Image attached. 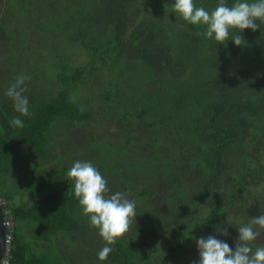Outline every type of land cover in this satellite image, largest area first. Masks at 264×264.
<instances>
[{
    "label": "trees",
    "instance_id": "16d2710c",
    "mask_svg": "<svg viewBox=\"0 0 264 264\" xmlns=\"http://www.w3.org/2000/svg\"><path fill=\"white\" fill-rule=\"evenodd\" d=\"M2 1L0 88L20 75L36 79L24 93L27 116L0 92V199L15 219L10 264H198L196 241L210 235L235 250L236 226L264 208V24L234 32L243 37L237 46L199 35L204 26L174 12L175 0H28L49 9L37 17L17 15L27 0ZM218 2L194 0L208 11ZM80 127L81 142L72 137ZM58 141L73 151L65 184L44 195L50 181L26 179L12 192L11 170L23 164L36 174ZM77 160L98 169L109 195L136 204L106 261L97 255L106 242L67 176ZM70 240L78 252L61 249Z\"/></svg>",
    "mask_w": 264,
    "mask_h": 264
},
{
    "label": "clouds",
    "instance_id": "9594fccd",
    "mask_svg": "<svg viewBox=\"0 0 264 264\" xmlns=\"http://www.w3.org/2000/svg\"><path fill=\"white\" fill-rule=\"evenodd\" d=\"M172 7L186 22L204 26L205 31L198 33L199 35H204L208 39L214 37L219 44H225L231 39L235 45L240 46L243 37L233 34L234 32L238 30L240 33L245 29L256 31L264 24V0H235L231 6L226 0H219L211 11L197 7L194 0H175ZM26 79L27 77L23 75L17 76L15 82L5 92L12 100L14 110L23 116L29 115V100L24 95L26 89L23 87ZM10 122L15 127H24L19 117L13 118ZM112 131L115 132L116 129L113 128ZM67 176L74 182V195L84 215L89 217L90 226L98 229L99 235L106 242L97 253L100 261H106L114 250L111 245L129 231L137 216L135 201L127 199L122 192L109 195L111 190L107 187L106 179L91 162L75 161ZM3 202L0 199L5 219ZM7 205L9 206L8 203ZM227 224L233 225L229 218ZM236 227L239 236L235 250L214 236L199 238L196 241L199 251L198 264H264V246L255 249L252 247V243L264 232V208L258 217L250 218L249 223ZM216 231L223 236L229 235L227 227H217Z\"/></svg>",
    "mask_w": 264,
    "mask_h": 264
},
{
    "label": "rangeland",
    "instance_id": "374dc122",
    "mask_svg": "<svg viewBox=\"0 0 264 264\" xmlns=\"http://www.w3.org/2000/svg\"><path fill=\"white\" fill-rule=\"evenodd\" d=\"M10 1L11 3H14V7L18 6L17 2L19 3V0H3L2 3H4L5 5H8ZM30 1H25L26 6L23 5V7H26V9H24V11L18 7V11L21 14H17V15H24L25 13L27 14H33L35 15V17L37 16H41L40 13L43 12H48V8L44 5V4H40V6L36 5L35 3L30 4ZM23 4V3H22ZM17 13V11H16ZM21 16H17V18H20ZM1 49V48H0ZM7 49L5 48L3 50V52H6ZM1 53V52H0ZM29 81L26 82L23 87L28 91V88L30 85H32L33 83L35 84L36 79L33 80L31 78L28 79ZM7 90V88L2 87L0 88V92H5ZM85 134V130H83L81 127L77 129L76 132L73 133L72 137L81 135V138L78 139L79 142L84 141L87 136L84 135ZM73 151L72 148L67 144V143H62V142H56V144L53 145V147L51 148V150L48 152V155L46 157V159L44 160L45 163H47L48 165L46 166H42L40 167L41 169L37 170V173L34 175H31L27 172L25 166L23 164L18 165V167H14L11 170V174L9 175V177H7V182L10 184L11 189H15L17 191H22V189L24 190L25 187L21 186L26 185V179L28 181H33L35 183L41 184L44 182H51L52 184L44 191V195L50 194V192L52 190H59L60 187L65 184V178L63 175V171L66 164L65 161H67V159H70L71 155H72ZM75 157H79L81 156V154H74ZM62 164V165H61ZM38 167V166H36ZM25 171L26 173V178L23 174V172ZM107 176V175H106ZM12 192H15L14 190ZM35 196V195H34ZM32 196H27L25 197V199H27L29 202L33 203L34 201V197ZM97 229L95 228V231ZM90 231H85L84 233V237L86 238L87 236H90ZM264 241V235L261 234V237H259V241ZM61 249L64 251H69V252H78V247L75 246V244L72 245V241L70 240L68 241H63L61 244ZM81 264H84L83 261Z\"/></svg>",
    "mask_w": 264,
    "mask_h": 264
},
{
    "label": "built area",
    "instance_id": "2783aa9c",
    "mask_svg": "<svg viewBox=\"0 0 264 264\" xmlns=\"http://www.w3.org/2000/svg\"><path fill=\"white\" fill-rule=\"evenodd\" d=\"M4 203V212H5V219H4V226L6 229V241H5V254L0 264H10L11 259V247H12V240H13V232L15 229V222L14 217L12 216L11 209L8 207L7 203Z\"/></svg>",
    "mask_w": 264,
    "mask_h": 264
},
{
    "label": "water",
    "instance_id": "95a60500",
    "mask_svg": "<svg viewBox=\"0 0 264 264\" xmlns=\"http://www.w3.org/2000/svg\"><path fill=\"white\" fill-rule=\"evenodd\" d=\"M4 215L0 206V263L5 253L6 229L4 227Z\"/></svg>",
    "mask_w": 264,
    "mask_h": 264
}]
</instances>
